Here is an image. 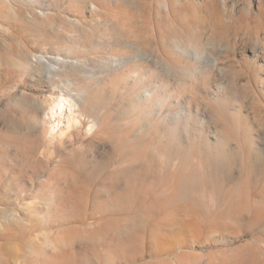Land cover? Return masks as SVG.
<instances>
[{
	"label": "rangeland",
	"instance_id": "rangeland-1",
	"mask_svg": "<svg viewBox=\"0 0 264 264\" xmlns=\"http://www.w3.org/2000/svg\"><path fill=\"white\" fill-rule=\"evenodd\" d=\"M162 1L0 7V264H264V0H167L168 36ZM113 56L148 57L166 106ZM75 87L99 124L52 140Z\"/></svg>",
	"mask_w": 264,
	"mask_h": 264
},
{
	"label": "bare ground",
	"instance_id": "bare-ground-1",
	"mask_svg": "<svg viewBox=\"0 0 264 264\" xmlns=\"http://www.w3.org/2000/svg\"><path fill=\"white\" fill-rule=\"evenodd\" d=\"M44 1L45 0H0V7L1 6L3 7H43ZM83 1L85 2V4L88 3L89 6L90 5L92 6L91 8L93 9L91 10H93L92 11L93 13L102 11L100 7H95L94 0H83ZM161 3H162L161 6L164 8V11L166 12L165 14L167 15L166 19H163L165 21L163 25H165V28L166 26L170 27L171 25L170 24V4L167 0H163ZM223 6L225 7L224 9L226 10L225 12H227L228 2L226 0L223 1ZM162 22H160V25ZM168 27L166 28V31L171 30ZM170 32L167 31L166 36H168V33ZM174 44H175V48L179 49L178 44L180 43L177 40H174ZM80 46H83V45L75 46V48H73L72 50L60 49L59 52L60 53L63 52L66 58H71V56H74V54L78 50H80L79 48ZM263 47L264 46H262V49L264 50ZM180 48L181 49L183 48L184 50L185 47H180ZM187 50H189V48L186 49V51ZM197 56L198 55H196V57ZM135 60H140L141 62H143V64L144 63L147 64L145 61L147 60L149 61L148 57L146 58L144 56H137V57L113 56L111 59H109V62L108 61L106 62L109 63L110 72H114L115 70L130 67L134 65L131 62ZM82 64H85V61L78 62V64L63 63L62 64L63 66H60V65L58 66L59 68L58 70L56 68L54 69L53 75L59 76V75H63L64 73L70 74L71 72L75 70H81ZM106 64L107 63H105V66L107 67L108 65ZM165 64L166 65H164V67L166 69L169 68L168 71H171V68H170L171 66L168 63H165ZM153 65L158 66L159 62L154 61ZM66 68H69V69L66 70ZM106 70H109V69L106 68ZM128 71L130 74L129 79L133 80V83L135 84V86H137L136 88L137 91H139L138 92L139 94L137 95L139 97L138 105H143L148 102L150 103L152 108H157L158 110L166 106V103H165L166 98L165 96H162L161 90L165 89L170 93L171 90H173L172 87H169V85L165 84V81L161 77L157 75L154 77L153 71L151 69H148V71H146V69H140V68L135 70L133 67H130L128 68ZM81 94H82V90L77 87L73 89H68L67 91L62 89L60 94L57 95L55 99H51V103L44 107V111L48 112V116L50 117V123L52 124L50 129L47 130L52 140L57 139V138H62L68 132V130H70L74 126L79 125L80 126L79 128H82L81 126L87 125L89 126L90 129H92L95 126H98L99 121L95 117L91 116L86 111L85 99L81 96ZM169 95H167L166 97H169ZM147 113H150V112H147ZM164 121L167 123V125L163 127L165 131L167 132L170 131L173 133H176V132L180 133L181 130H184L185 132L188 133L189 131L188 126L190 122V112L184 108H180V110H177V111L168 110L166 116L164 117Z\"/></svg>",
	"mask_w": 264,
	"mask_h": 264
}]
</instances>
